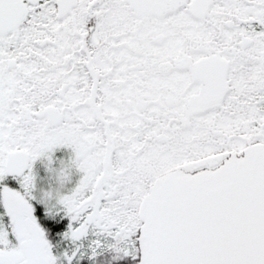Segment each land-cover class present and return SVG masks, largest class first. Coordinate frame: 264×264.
Masks as SVG:
<instances>
[{"label": "snow or ice", "instance_id": "snow-or-ice-1", "mask_svg": "<svg viewBox=\"0 0 264 264\" xmlns=\"http://www.w3.org/2000/svg\"><path fill=\"white\" fill-rule=\"evenodd\" d=\"M0 264H264V0H0Z\"/></svg>", "mask_w": 264, "mask_h": 264}]
</instances>
